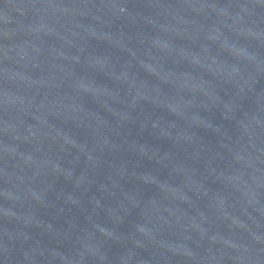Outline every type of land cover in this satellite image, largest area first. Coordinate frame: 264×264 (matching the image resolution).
I'll list each match as a JSON object with an SVG mask.
<instances>
[{
  "label": "water",
  "instance_id": "1",
  "mask_svg": "<svg viewBox=\"0 0 264 264\" xmlns=\"http://www.w3.org/2000/svg\"><path fill=\"white\" fill-rule=\"evenodd\" d=\"M0 264H264V0H0Z\"/></svg>",
  "mask_w": 264,
  "mask_h": 264
}]
</instances>
